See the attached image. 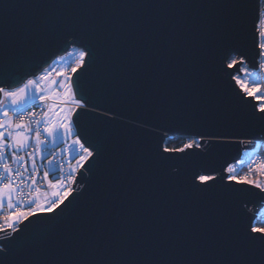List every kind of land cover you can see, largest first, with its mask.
Instances as JSON below:
<instances>
[{"label": "water", "instance_id": "water-1", "mask_svg": "<svg viewBox=\"0 0 264 264\" xmlns=\"http://www.w3.org/2000/svg\"><path fill=\"white\" fill-rule=\"evenodd\" d=\"M262 3L0 0V98L82 47L71 119L90 150L56 206L0 230V264H264V189L225 171L264 137L235 77L259 69Z\"/></svg>", "mask_w": 264, "mask_h": 264}, {"label": "rangeland", "instance_id": "rangeland-1", "mask_svg": "<svg viewBox=\"0 0 264 264\" xmlns=\"http://www.w3.org/2000/svg\"><path fill=\"white\" fill-rule=\"evenodd\" d=\"M264 1V0H263ZM264 3V2H263ZM261 8L260 20V44L262 47V73L260 69L250 67L245 61L241 66V73L237 72L235 77L243 90L253 92L258 98L262 93L261 80L264 79V4ZM84 49L77 45H72L65 55L57 57L56 63L48 70L39 75L30 77L24 84L14 90L5 89L3 99L0 100V118L4 120L0 124V140L6 143L8 127L12 125L10 112L17 107H24L32 103L37 98L50 95L53 103L44 117V131L49 139V144L56 149L59 156L63 157L68 164V171L75 172L81 160L90 154V150L83 145L79 137L75 134V128L70 115V107L75 99V95L68 77L63 76L64 71L71 61L82 63ZM243 57L236 54L232 55L229 64L232 65ZM77 67V66H76ZM75 69V68H74ZM259 70V71H258ZM70 78V77H69ZM72 110L73 105L71 104ZM174 136V135H173ZM172 137V136H169ZM34 140H32L33 143ZM10 142V141H9ZM22 141H17V145H22ZM32 143L26 147L29 148ZM14 147L17 153L22 149L20 146ZM24 148V149H26ZM38 161V162H37ZM37 168V175L41 182L38 184L37 198L41 202L42 208L50 210V199L59 198L61 201L68 193L64 178L55 171V160L49 156L45 150L41 151L34 161ZM52 175V176H51ZM212 175L201 174L200 179L205 180ZM14 193L10 184L0 186V211L7 205L9 209L14 206ZM21 219L20 215L15 214L13 221Z\"/></svg>", "mask_w": 264, "mask_h": 264}, {"label": "built area", "instance_id": "built-area-1", "mask_svg": "<svg viewBox=\"0 0 264 264\" xmlns=\"http://www.w3.org/2000/svg\"><path fill=\"white\" fill-rule=\"evenodd\" d=\"M260 22L258 23V28ZM261 30V28H259ZM261 33V31H260ZM66 54V53H65ZM64 54V55H65ZM57 57L51 60L38 75L48 70L56 63ZM69 67L64 71L65 77H70L72 71L77 66V61H71ZM259 69L262 73V54L259 58ZM262 93L257 98L258 107L264 108V79L261 80ZM18 87L9 88L14 90ZM3 91L1 88V99H3ZM78 98L71 103L73 110L75 102ZM53 103L50 95H44L37 98L30 104L24 107H17L10 112V116L18 123H26L30 127V132L33 138V143L29 148L21 149L15 157H10L4 150L0 149V185H12L15 188V200L16 204L12 209H6L0 212V230L9 227L10 233H12L24 219L29 215L41 209V202L37 198L38 184L41 182L37 175V168L34 161L37 159L38 154L45 150L49 156H52L55 160V171L64 178L66 183V191L69 193L73 189V182L75 179L76 171L69 172L68 164L65 159L58 155L55 148L49 144V139L44 131V117L47 111L50 109ZM187 138V145L196 143L200 137L193 135H184ZM255 141L253 147H246L242 149L241 156L229 167L225 169L228 172L227 177L240 182H249L255 184L264 189V137L252 140ZM60 202L59 198L50 199L48 203L50 206H56ZM264 203V202H263ZM17 214L21 216L18 221H13V216ZM255 220L253 228L255 230H261L264 232V204L255 213ZM261 222L262 227L256 228L255 222ZM9 233V234H10Z\"/></svg>", "mask_w": 264, "mask_h": 264}, {"label": "crops", "instance_id": "crops-1", "mask_svg": "<svg viewBox=\"0 0 264 264\" xmlns=\"http://www.w3.org/2000/svg\"><path fill=\"white\" fill-rule=\"evenodd\" d=\"M69 107H70V115H71L73 110H72L70 103H69ZM3 120H4V118L3 119L0 118V124ZM11 125L12 126L8 127V130H7V138L6 139L8 141L6 143H4L3 141L0 140V149L4 150L10 157H15L17 155V151L15 152L14 147L10 148V146H12V145L14 146V144H15V146H20L22 149H24L32 143L33 138H32V135L30 132V127L28 124L18 123L12 118V124ZM19 140H20V142L22 141V143H21L22 145H17V141H19ZM0 186H2V185H0ZM3 186H5V185H3ZM11 187L13 188V193H14V199H13L14 203L13 204L15 205L16 204L15 188L12 185H11ZM6 209H9V207H7V205H5L3 207V210H6ZM3 210H1L0 212H2Z\"/></svg>", "mask_w": 264, "mask_h": 264}, {"label": "trees", "instance_id": "trees-1", "mask_svg": "<svg viewBox=\"0 0 264 264\" xmlns=\"http://www.w3.org/2000/svg\"><path fill=\"white\" fill-rule=\"evenodd\" d=\"M264 2V1H263ZM264 4V3H263ZM81 64V63H80ZM80 64L77 63V66H79ZM259 71V70H258ZM69 82H70V78L68 77ZM246 91V90H245ZM248 94H251L253 96L256 97V95L251 92V91H246ZM187 138L184 135H174L172 137H168L164 143L165 148L170 149V150H178V149H182L184 148L185 144H186ZM87 158V156L85 158H83L81 160L80 165L83 163V161ZM52 176V175H51ZM64 198V197H63ZM62 198V199H63ZM41 209H45L42 208V206L40 205ZM256 228L258 227H262V223L261 222H255L254 225Z\"/></svg>", "mask_w": 264, "mask_h": 264}, {"label": "bare ground", "instance_id": "bare-ground-1", "mask_svg": "<svg viewBox=\"0 0 264 264\" xmlns=\"http://www.w3.org/2000/svg\"><path fill=\"white\" fill-rule=\"evenodd\" d=\"M4 90L5 89H9V88H3ZM80 102H79V100H77L76 102H75V107H77V105L79 104Z\"/></svg>", "mask_w": 264, "mask_h": 264}]
</instances>
